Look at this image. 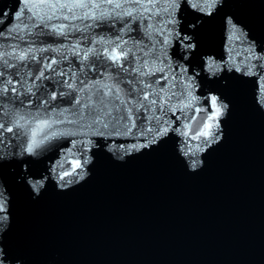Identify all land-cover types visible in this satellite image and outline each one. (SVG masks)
<instances>
[{
    "label": "water",
    "instance_id": "obj_1",
    "mask_svg": "<svg viewBox=\"0 0 264 264\" xmlns=\"http://www.w3.org/2000/svg\"><path fill=\"white\" fill-rule=\"evenodd\" d=\"M50 2L55 0H45ZM144 2L147 4L148 0ZM32 3L40 4L41 0H32ZM20 4L21 0H0V51L32 48L36 50L31 54L35 59L15 61L5 57L12 67L0 61L3 73L0 124L4 126L0 129V155L14 157L21 145L27 144L28 137L23 130L14 126L20 116L30 120L39 113L41 118L63 122L52 127L59 133L56 137L35 148L36 154L41 155L39 159L0 161V177L11 193V225L3 238L7 258L13 262L21 260L23 264H264V110L256 102L257 78L245 79L225 72L221 79H227L226 85L221 79L210 80L203 73L196 78L202 84L200 91L195 92L197 97L207 89L219 93L230 104L227 118L221 121L224 136L203 155L202 169L188 170L177 151L179 137L173 131L182 130L180 139L189 155L203 146L205 131L209 135L214 131L219 119L215 112L220 107L219 98L211 107L205 101L188 109L175 107L173 110L174 105L181 103L179 95L186 82L181 65L192 75L190 65L202 68V55L214 54L216 60L227 59L226 48L230 47L241 49L237 62L250 55L242 51L251 47L250 44L229 41L228 29L224 26L227 15L249 30V39L258 44L256 54L261 55L264 0H225L218 13L206 18L204 25L196 29L198 49L187 61L190 65L183 62L179 44L173 41L167 50L171 66L168 59L157 60L156 53L149 52L152 41L141 30L139 19L135 22L132 17L98 20L86 33L72 31L66 36L57 35L35 17L29 20L31 13L27 9L17 19L15 14ZM161 7L162 0L156 4L157 9ZM183 11L187 17L181 28L182 35L188 31L187 23L196 18L186 5ZM150 15L143 20L145 27ZM161 19V15H156L154 22ZM125 24H130L131 30L122 33L120 30ZM116 37L128 42L136 61L142 63L150 58L157 69H163L143 78L144 83L159 93L151 97L157 100V105L135 112L134 126L126 136L91 132L72 135L84 131L71 123L79 120L80 106L75 100L84 95L79 91L81 87L99 80L117 85L125 99L137 98L133 89L142 85L132 71L136 66L130 62L132 55L121 62L128 72L103 56L98 59L89 54L87 60L81 59L88 48L94 46L99 52L104 47L100 43L93 45L94 38ZM155 39L162 41L159 34H155ZM77 40L80 51L74 54L71 49ZM145 53L149 56L145 57ZM52 61L56 63L51 64ZM46 64L51 67L47 68ZM41 72L44 75L36 79ZM69 84L75 87L70 88ZM13 87L16 92L12 91ZM28 87L31 92L27 91ZM53 96L55 99H50ZM202 108L207 109V117ZM8 128L13 130L9 132ZM165 128L168 131L161 136ZM43 135L38 133L37 139ZM153 138L157 145L149 143ZM89 140L100 148L93 147L92 153L89 152L95 157L88 166L91 175L80 184L58 190L50 178L40 196L34 199L30 186L24 181L17 182L24 163L29 165L34 180H43L53 170L65 180L72 179L73 167L76 163L82 165L84 160L80 149L85 145L77 142ZM137 143L151 148L128 156L125 161L115 159L104 150L110 147L119 155ZM42 172L44 176H40Z\"/></svg>",
    "mask_w": 264,
    "mask_h": 264
},
{
    "label": "clouds",
    "instance_id": "obj_2",
    "mask_svg": "<svg viewBox=\"0 0 264 264\" xmlns=\"http://www.w3.org/2000/svg\"><path fill=\"white\" fill-rule=\"evenodd\" d=\"M151 3V15L148 16L149 23L145 27L143 20L145 16L149 13L145 11L146 4L144 0H55V2H50L47 4L54 5L50 18L46 17L43 21L36 18L37 9L34 7L32 0H21L19 11L15 14L17 19L24 15L25 10L27 9L31 15L28 17L29 20L32 17H35L38 23H43L46 28L54 31L57 35H67L72 31H80L83 33L88 32L89 28H93L96 25V21L104 19H112L113 21L117 18L123 20L124 17H132V22L135 20H140V28L145 33L146 36L152 41V48L149 50L150 53H156V59L160 60L161 57L168 59V64L171 66V58L167 55V50L172 47L173 41H176L179 44V51L183 55V62L187 63L192 58V54L197 51L198 44L196 41V29L204 25L206 18L212 17L214 14L218 13L220 7L225 3V0H162V7L157 9L156 4L160 3L161 0H148ZM119 5L120 7H116ZM187 6L188 12H191L195 15V19L187 23L188 31H183L181 34L182 25L185 24V18L187 13L183 11L184 6ZM13 6V5H12ZM161 15L162 19L160 22H154L155 16ZM183 17V18H182ZM79 20L80 23H74ZM88 20L90 23L85 24L84 21ZM52 21H61L59 23H52ZM63 21H68L66 27L61 29L62 25H65ZM171 25V27H169ZM227 26L229 41L230 42H239L242 45L250 44L251 47H246L242 51L250 53L248 56H244L240 62H237V56L239 55L241 49L237 47L226 48L227 59L216 60L214 59V54L202 55L201 59L204 61L203 67L199 65L193 67L191 66L192 75H188V69L181 65V74L182 77L186 78V82L183 84V92L179 95L181 103L179 105H174L175 107H180L181 109L191 108L197 103L208 102L209 107L215 105L217 99L219 98L220 107L215 109L216 115L219 119L216 120L214 131L209 133L205 131L204 139H202V147H199L197 152L189 155V152L186 150V147L183 145L180 137L183 135L182 130H173L174 134L179 137L177 141V151L180 156L186 161L188 165V170L191 172H196L204 167L205 161L203 160V155L207 150L213 145L219 143L223 136V125L221 121L226 119L229 110L230 104L222 98V96L214 91L205 89V94L197 97L195 92L200 91L202 84L200 80L197 81V77H200L201 74L207 75L211 79H221L224 76V73L227 72L229 75L235 73L236 75L242 78L256 77L259 89L255 91L256 102L259 107L264 110V52L260 51L261 55L256 54V48L258 44L255 40L249 39L250 34L249 30L246 29L242 24L237 23L235 18L232 15H227L224 18V26ZM27 27V25H25ZM130 24H125L124 27L120 30L122 33L125 31H130ZM155 34H159L162 37L161 40L155 39ZM100 41L105 42L103 50L97 51L96 48H88L89 52L95 51L97 58L103 56L105 60L109 61L107 53L111 50L112 47L123 46L124 41L121 37H116L114 39L104 40L100 38L99 40L93 39V45L99 43ZM75 45H79V41L75 42ZM58 50V49H57ZM73 51V48L71 49ZM78 52L80 49L77 50ZM5 54L4 51H0V56ZM149 56V53H146V57ZM66 58V57H65ZM82 59V57H81ZM83 60V59H82ZM180 58H178L179 62ZM145 65L149 68V72L152 73L156 70H163L162 68L157 69L155 62L151 61L150 58L145 60ZM151 65V66H150ZM11 67V66H9ZM140 68V62L137 59L136 66L133 69V72L137 71ZM144 73H139V76H143ZM138 76V77H139ZM221 83L226 85L228 83L227 79H221ZM69 87V86H68ZM6 91V90H5ZM31 92V91H28ZM215 93V95H213ZM63 95V94H62ZM186 101V103H184ZM201 111L204 112V117H207V109L202 108ZM201 121L198 122L202 123ZM14 121V125L15 122ZM31 128L28 129V142L27 144H22L21 149L17 151L15 156L12 155H0V161L11 160L13 158L23 161L27 157H32L34 159H39L41 155H37L35 148L32 143V136L30 134ZM168 129L165 128L160 135H166ZM219 133V135H217ZM24 134V133H23ZM59 133L55 130L50 131L44 136L43 140L40 141V144H43L45 141L50 138H54ZM72 135H87L81 133H71ZM93 135H101L97 133H92ZM109 135H128L125 132H113ZM77 143L84 144L85 147L81 148L80 151L83 153V164L76 163L72 171L74 176L72 179L65 180L59 172L53 170L50 176H46L43 180L33 179V175L29 173V165L24 163L22 165L21 175L17 178V182L24 181L27 185L30 186L34 193V199L39 197L42 191L45 189L49 179L51 178L55 181L58 190H67L73 186H76L86 180L91 172L88 170V166L94 162L95 157L89 152L92 153L91 149H99L100 145H93L91 141H78ZM149 143L157 145L156 139L153 138ZM76 147V144L73 145ZM151 147L148 144H134L129 145L127 150L121 152L117 155L111 150L110 147H104V150L110 153L115 159L119 161H125L128 156L133 154H138L144 149H150ZM79 159V157H77ZM79 171H76V169ZM68 173H65L67 175ZM40 176H44V172ZM11 201V193L8 192L6 185L4 184L3 178L0 177V264H23L21 260L8 259V254L3 245L4 233L9 229L11 225V216L9 209Z\"/></svg>",
    "mask_w": 264,
    "mask_h": 264
},
{
    "label": "snow or ice",
    "instance_id": "obj_3",
    "mask_svg": "<svg viewBox=\"0 0 264 264\" xmlns=\"http://www.w3.org/2000/svg\"><path fill=\"white\" fill-rule=\"evenodd\" d=\"M34 7L36 9H47V11H37L36 13V18L43 21L46 17L50 18V14H53L52 9L55 6L45 3V0H41V3L35 4ZM116 7L120 6L117 5ZM150 10L151 3L148 2L146 4L145 11L150 13ZM66 26L67 25H62L61 29ZM99 43L105 46L104 41H100ZM78 49L79 45H75L73 47V53L76 54ZM101 50H103V47ZM35 51L36 50L32 48L20 51H17L15 48H13L11 51L5 52L3 56H0V61L12 67L13 65L9 64L5 57H9L15 61H24L29 58L35 59V56L31 55ZM40 51H45V49H40ZM89 54L96 55L95 51L89 52L87 49L84 51L82 59L87 60ZM130 55L133 56V60L130 62L136 64L134 53H132V49L127 46V43H124L123 46L112 47L107 53L109 61L113 62L124 72H128L129 69L124 68L121 62L127 60ZM144 55L146 57V53ZM145 60L146 59L140 63V68L134 72L138 76L139 73H144L143 76H139L140 79L138 80V83H140L142 86L139 89H133L137 95L135 100L125 99L122 89L117 85H109L99 80L95 81L93 84L85 85L79 89V91L84 94L81 99L75 100V103L80 106L78 109L79 120L72 121L71 123L77 124L78 127L84 130L81 132V134H87L88 132L101 135L113 132H125L130 134L131 128L134 126V113L140 109L150 110L157 105V100L151 97L159 96V93H157L150 84L144 83L143 81V78L150 74L149 68L145 65ZM54 63H56V61L51 62V64ZM51 64H46V67L50 68ZM60 74L63 75V73ZM2 75L3 73L0 72V76ZM43 75V72H41L40 76L36 77V79H40V77ZM107 78L111 79V77ZM8 83H11V81L9 80ZM129 83H131V81H129ZM68 86L70 88H74L75 84H69ZM4 90L7 89L5 88ZM31 90V87H28L27 91ZM12 91L16 92V89L13 87ZM50 99H55V97H50ZM44 103L47 104L48 102L45 101ZM62 122L63 121L41 118L40 114L37 113L36 115L32 116L30 120L25 119L24 116H20L15 122L14 126L23 130L25 136L28 135V129L30 127L33 146L37 147L40 144V141L43 140L44 136H46L48 132L53 131V125ZM3 127V124H0V129ZM45 129H48L49 131L45 132ZM12 130V128L7 129L9 132ZM38 133H44L40 140L37 139Z\"/></svg>",
    "mask_w": 264,
    "mask_h": 264
}]
</instances>
